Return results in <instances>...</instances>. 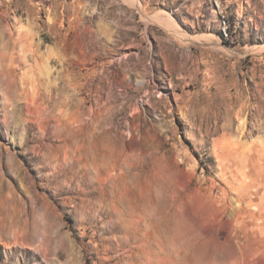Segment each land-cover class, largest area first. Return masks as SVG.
<instances>
[{
	"label": "rangeland",
	"instance_id": "374dc122",
	"mask_svg": "<svg viewBox=\"0 0 264 264\" xmlns=\"http://www.w3.org/2000/svg\"><path fill=\"white\" fill-rule=\"evenodd\" d=\"M261 148L264 0H0V264H264Z\"/></svg>",
	"mask_w": 264,
	"mask_h": 264
},
{
	"label": "bare ground",
	"instance_id": "6f19581e",
	"mask_svg": "<svg viewBox=\"0 0 264 264\" xmlns=\"http://www.w3.org/2000/svg\"><path fill=\"white\" fill-rule=\"evenodd\" d=\"M261 149H259L258 151L260 155L264 153V149L262 150ZM263 173L257 174L256 179L253 182V185L251 188L252 194L250 196L257 197L258 195L261 194V190H264V174ZM241 202H246V205L249 206L250 208L249 209L250 211L247 213V215L243 213L245 214V217L241 216L240 221L244 223H250V227H253L252 232L249 235L252 237V242L254 243V245L257 246L256 250L254 252L252 251L253 256L257 255L260 258L264 259V196L263 198H258L257 202H255L254 200H249V199L247 200V198H245ZM241 210L243 212V208Z\"/></svg>",
	"mask_w": 264,
	"mask_h": 264
}]
</instances>
